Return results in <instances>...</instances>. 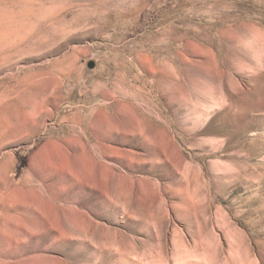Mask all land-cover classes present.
<instances>
[{
	"label": "rangeland",
	"instance_id": "374dc122",
	"mask_svg": "<svg viewBox=\"0 0 264 264\" xmlns=\"http://www.w3.org/2000/svg\"><path fill=\"white\" fill-rule=\"evenodd\" d=\"M0 264H264V0H0Z\"/></svg>",
	"mask_w": 264,
	"mask_h": 264
},
{
	"label": "water",
	"instance_id": "95a60500",
	"mask_svg": "<svg viewBox=\"0 0 264 264\" xmlns=\"http://www.w3.org/2000/svg\"><path fill=\"white\" fill-rule=\"evenodd\" d=\"M88 67H89V68H92V67H93V63H90V64L88 65Z\"/></svg>",
	"mask_w": 264,
	"mask_h": 264
}]
</instances>
